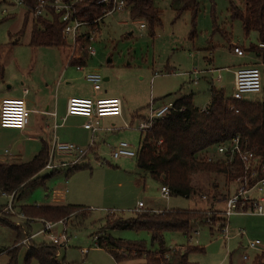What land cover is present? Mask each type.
Segmentation results:
<instances>
[{
	"label": "rangeland",
	"instance_id": "rangeland-1",
	"mask_svg": "<svg viewBox=\"0 0 264 264\" xmlns=\"http://www.w3.org/2000/svg\"><path fill=\"white\" fill-rule=\"evenodd\" d=\"M194 1L198 5L194 27H192L190 7L181 3L175 5L173 0H153V5L160 10V24L152 30L147 26L141 28L138 20L132 22L127 14L128 10L116 11L104 19L99 26L100 36L93 44L96 52L88 60L87 68L98 71L102 76V89L108 88L114 91L105 96L114 95L123 100L126 104L124 114L104 117L106 124H103V127L110 128V133L108 131L96 133L97 138L94 140V149L97 148L96 159L94 154L78 159L69 158V161L73 163L71 166L78 163L88 164L87 167L70 175L65 174L68 168L58 171L46 180L44 187L23 189L20 199L11 204L9 198L0 193V205H2L0 248L4 251L0 256V264H6V251L17 245L15 244L18 235V231L15 230L17 227L25 229L29 221L32 233L42 229V223H40L42 219L27 220L26 216L20 212L19 206L22 204H68L86 208L85 211L88 213L86 216H82L81 211L76 212L68 217L64 224L56 225L50 233L52 236H65L68 239L66 244H60L57 257L64 258L70 264L143 263L142 259L116 262L110 252L97 247L96 237H94L97 231H101L105 215L113 213L129 217L138 201L144 202L146 207L156 209L165 207L206 209L205 206H214L206 209L210 213L207 218H210L212 222L209 224L206 220V223L213 227L212 232L208 225L197 224L193 228V230L197 228L196 233L192 232L190 237L172 232L164 235L166 249L182 250L183 246L187 245L204 249L203 253L193 252L188 255L190 264H263L264 214H233L227 221L229 237L224 238L222 233V218L217 215L216 210L225 209L223 199L234 191L233 180H226L222 175L199 174L192 182L204 191H209L205 199H186L170 195L168 198H163L160 183L138 166L137 158L112 159L110 156L111 149L122 141L139 145L141 132L137 128V123L146 117L148 104L151 101L159 107L175 100L179 91L185 92L191 88L194 93L193 104L199 108L204 107L209 101L211 86L223 88L225 94L230 96L232 85L229 81V71L233 67L258 59L253 52L245 51L243 56L238 57L230 49L231 44L239 45L243 50H247L250 44L258 45L259 43L256 32H251L248 37H245L241 22L231 19L229 0ZM232 2L238 7L243 6V0H232ZM3 10L6 14H3ZM212 10H214L218 27L224 33L213 31ZM27 13V9L13 5L11 0H0L1 59L5 68L7 67L9 82L13 83L14 89H17V84L20 87V82L27 76L20 71L15 72L14 61L19 64H29L36 59L32 74L35 84H30L31 91L26 96L28 102L32 103L35 100L37 91L45 92L47 94L42 95L45 96V101H50L53 105L56 99L59 109L64 111L63 105L68 96L93 98L92 85L86 81L85 73L75 70L74 66L66 65L67 50L29 46L33 17ZM24 21H26L24 33L16 44L11 43L12 40L14 41L11 35L21 29ZM258 67L262 90L257 94H248L244 96V99L256 100L264 96V66ZM63 69L65 74L62 75L60 71ZM88 70L85 69L84 72ZM105 78L108 80H104ZM191 80H196L197 84L193 85L190 83ZM183 84L184 87L181 89ZM135 110H139L133 117L137 120L131 117ZM35 115V112L31 113L29 110L31 123ZM130 120H133L132 123L128 122ZM125 123L132 126L124 128ZM67 125L69 128H66L65 132L71 129L72 142L86 147L82 144L83 142L89 144L90 135L70 122ZM24 139L18 131L0 127V162H11L13 144L16 142L23 144ZM33 155L34 152H27L22 160H29ZM206 156H213L212 158L216 159V156L211 154ZM49 172L51 171L44 169L41 175H47ZM213 184H216V187ZM52 190L57 193L63 192L62 197H58L59 200H53ZM211 194L215 195V199L217 198L216 202H211ZM260 201L264 211V201L261 199ZM9 204L11 208H8ZM20 214L24 218H21ZM212 217L216 220H212ZM104 234L131 242H140L149 251L158 249V245L151 242L150 234L145 231H102L101 236ZM254 240H258L260 244L256 249H249L248 241ZM33 241L50 242V239L47 234H41ZM81 249L87 250L86 255L81 254ZM25 253L26 247L22 246L18 257L20 264H23ZM244 255H247L248 259H243ZM31 264H38V262L33 260Z\"/></svg>",
	"mask_w": 264,
	"mask_h": 264
},
{
	"label": "trees",
	"instance_id": "trees-1",
	"mask_svg": "<svg viewBox=\"0 0 264 264\" xmlns=\"http://www.w3.org/2000/svg\"><path fill=\"white\" fill-rule=\"evenodd\" d=\"M40 1L53 0H23L29 11L34 9ZM69 1V0H67ZM101 0H82L76 5L77 17L92 21L100 17L105 10L111 7L112 0L100 3ZM131 21H143L151 30L160 24V10L153 5L152 0H125ZM229 14L231 19L241 22L244 35L248 37L256 32L258 43H264V0H243V6L238 7L229 0ZM192 27L198 13L195 2L190 9ZM27 13V14H28ZM212 14L213 31L222 30L218 27L214 10ZM8 17V16H7ZM5 20V19H3ZM26 21L16 33L20 37L26 28ZM64 23L58 14L46 9L42 16L33 17L30 31L29 46L31 47H57L66 46L62 38ZM79 47L74 51L71 59L73 65H84L89 57L88 42L79 39ZM244 51V50H243ZM248 52H253L264 63V49L256 44H250ZM4 65L0 53V83L4 81ZM210 101L204 109L193 104L192 95H185L173 102V108L163 118L155 120L151 127L141 133L139 151L137 155L138 166L148 172L149 176L166 186L170 196H179L186 199L202 198L208 196L209 191L195 186L192 180L197 175H222L226 180H233L244 175V165L238 155H222L220 159H208V151L220 144H229L238 140L241 150L249 151L264 165V96L256 100H231L222 90L211 87ZM47 147L42 149L29 161L20 164L0 163V193L11 195L12 202L20 199L25 188L45 186L50 176L58 171L53 170L47 175H39L47 162ZM86 154L82 157H85ZM81 158V157H80ZM88 164L78 163L70 166L66 175L87 167ZM216 187V184H213ZM211 202H216L215 195L211 194ZM221 196V195H220ZM222 197V196H221ZM209 198V197H208ZM0 205V209H1ZM20 212L27 220L42 219L44 221L65 223L72 214L81 211L82 216L88 213L86 208L79 205H20ZM219 216L220 211L216 210ZM208 210L171 208L162 211L139 209L131 216L107 214L103 218L101 231L94 234L98 248L107 250L118 263L126 260L142 259L139 264H190V253H203L202 247L183 246V249H166L165 233H181L185 237L195 231L194 226L206 224ZM212 220H216L212 217ZM1 225V224H0ZM3 225V224H2ZM26 223V228L15 227L18 231L15 247L6 251V264H20L18 257L22 240L32 234V227ZM209 226V225H208ZM210 230L213 227L209 226ZM134 230L145 231L150 234L151 242L158 245L155 251H149L140 242H131L122 238H114L102 231ZM220 231V230H219ZM60 244L41 241L36 243L29 239L23 264H31L36 260L38 264H70L64 258H58Z\"/></svg>",
	"mask_w": 264,
	"mask_h": 264
},
{
	"label": "built area",
	"instance_id": "built-area-1",
	"mask_svg": "<svg viewBox=\"0 0 264 264\" xmlns=\"http://www.w3.org/2000/svg\"><path fill=\"white\" fill-rule=\"evenodd\" d=\"M82 0H53L51 2L40 1L34 9H31L30 13L32 17H38L46 13V9L53 10L54 13L58 14L61 21L64 23L62 29V38L67 44L66 47L69 50V54L66 56V60L69 61L74 54V51L79 47V39L83 38L88 42L87 51L89 56H93L96 52L93 44L99 35L102 19L105 16L116 12L125 10V0H112L111 7L103 12L100 17L95 18L92 21H87L77 17L76 5ZM13 5H19L29 11L23 0H11ZM100 3H108V0H101ZM3 14L6 11L3 10ZM140 27L144 28L145 25L140 23ZM259 48L264 49V43L258 44ZM233 53L237 56H243L244 51L239 46L232 47ZM76 70H83L82 65H75ZM220 78V75H218ZM85 79L92 85L93 90L98 91L101 88L102 76L96 72H86ZM262 90L260 70L256 65L240 67L235 69L233 72V90L229 99L231 100H244V96L248 94H257ZM26 91V90H25ZM173 108V102H168L161 106H155L154 101L148 104L147 115L144 119H141L137 123V128L140 132H144L149 129L152 123L160 118L166 116ZM55 116V113H51ZM66 115L68 116H80L86 119L83 124L84 129L89 130L93 137L99 131L100 120L104 117L109 116H121L122 115V101L118 97H71L67 101ZM29 110L26 102L23 98L18 97H5L0 101V127L23 130L28 124ZM124 128H130L132 124L125 123ZM57 125L54 124V128ZM109 131L110 128H107ZM112 131V130H111ZM94 139L91 138L89 141V147H81L80 145L58 141L55 136L48 147L47 162L44 169L53 171L63 167L71 166L69 160H56V155H66L73 159H78L85 154L87 155L89 149L94 148ZM139 151V145L136 146L130 142L122 141L118 146L114 147L110 151L112 159L119 158H137ZM216 151L221 156L225 153L231 155H238L240 161L244 165V175L233 179L234 191H232L228 197L223 199L225 201V209L220 211L219 216L222 218L223 230L222 233L224 238H228L227 235V221L233 214H251V215H262L264 214L261 200H264V165H259V160L253 153L249 151L241 150L238 145V140L235 139L229 144H220L216 146ZM209 160L213 159L208 157ZM72 161V160H71ZM74 162V160L72 161ZM160 191L162 197L168 198L169 189L166 186H161ZM62 193L53 191V199L59 200L58 197H62ZM5 195L9 198V203L12 202L11 195ZM206 196H202L205 199ZM8 208H11V206ZM144 208L143 202L138 201L134 211ZM113 212V211H111ZM210 213L208 212V216ZM21 218L24 216L19 215ZM211 224L210 218L206 219ZM42 229L32 233L29 237L22 240L19 244L24 245L27 248L29 239L34 237L47 234L50 242L55 244H66L67 238L65 236H52L51 230L58 224H63L62 221L51 222L41 220ZM197 229V228H196ZM193 233H196V230ZM242 234V233H240ZM258 240L248 241L247 247L249 249H256L259 245ZM82 255H86L87 250H80ZM4 251H0L2 255ZM243 259H248L247 255L243 256Z\"/></svg>",
	"mask_w": 264,
	"mask_h": 264
},
{
	"label": "crops",
	"instance_id": "crops-1",
	"mask_svg": "<svg viewBox=\"0 0 264 264\" xmlns=\"http://www.w3.org/2000/svg\"><path fill=\"white\" fill-rule=\"evenodd\" d=\"M173 3L175 5H178V4L181 3V4H184L186 7L189 6L190 9H191L192 6H193V4L195 3V1L194 0H173ZM125 10H128V9L126 8ZM113 13H115V12H113ZM113 13H111V14H113ZM111 14H109V15H111ZM127 14L129 16V13H127ZM107 16H105L104 19ZM104 19H102L101 24L103 23ZM138 21L140 23H142V21H140V20H138ZM132 22H134V21H132ZM140 23H139V26H140ZM11 36L14 37V41L12 40L11 43L13 42V44H16L19 41V37L16 36V33L13 34V35H11ZM99 36H100V33H99L97 39L99 38ZM225 36L227 37V35H225ZM97 39H96V42H97ZM233 46H239V45L231 44L230 45V49H232ZM33 48H38V47H33ZM55 48H57V47H55ZM61 48L64 49V50H67V55L69 54V50L67 49L66 46H63ZM244 52H245V49H244ZM0 53L2 54V51H0ZM91 57L92 56H89L87 58V60H86V63L84 65H82L83 66V70H80V71H82L83 73L94 71V70H92L90 68H87L88 60ZM238 57H241V56H238ZM258 59H259V61H257ZM258 59L255 60V61H253V62H251V63L244 64L245 66L244 65H239L238 67H233V69L229 71V73H230V79H229V81H230V84L232 85V90H233V72L235 71V69L240 68V67L251 66L253 64L256 65V66L257 65L258 66H260V65H263L264 66V63H262L261 59L260 58H258ZM1 61H2V59H1ZM70 62H71V58H70L69 61H67V60L65 61L66 65L68 64V66L71 65V66H74V68H75V65L71 64ZM2 63L4 65V62L3 61H2ZM35 64H36V59L34 61L30 62L29 64H19L17 61H14V67L13 68H14L15 72H19L20 71L22 74H27V76L24 77V81H21L20 82V87L17 84V89L16 90L13 87V83H10L9 82L8 70H7V67L5 68V65H4L5 74H4V81H3V83H0V95H1L0 96V101L3 98H5V97H12V96H9L8 94L16 95L14 97L23 98L25 100L26 105L28 106L30 112L31 113L32 112H35L36 115L33 117L32 123H31L30 118H29L28 124L26 125V127L23 130L3 128V129H6V130H10V131H18V134L20 136H23L25 138L24 139L25 142H23V144L17 143V142L15 144H13L14 150L12 151V153L10 155V159L12 160L11 162H0V163L20 164V163L27 162L31 158H33V156H35L42 149L43 145H46V147H47V154H48V147H49L51 141L53 140V137L54 136H55V138H57L58 141L74 143L71 140V137H73L72 133L70 132L71 129L70 130H67V132H65L66 128L67 129L69 128L68 125H67L69 122L72 123V125H76L79 128H81L83 131L87 132V134L90 135L89 139L90 138H93L95 140V138H97V137L94 138L93 137V134L89 130L84 129L83 124L86 121L85 118L80 117V116H68V115H66L67 101H68L69 98H71V96H68L67 98H65V104L63 105L64 111H61L59 109L58 101L56 99H55L53 105L50 103V101L49 102H46L45 101L46 100L45 99V96H42L43 94H47L45 92L40 93V91H37L35 100L32 103L28 102V100L26 99L27 98L26 96L29 95V93L31 91L30 90V84H35V81L33 80V77L34 76L32 75L33 74V71H34ZM85 69H89V70L86 71V72H84ZM75 70H76V68H75ZM225 71H227V69H225ZM96 72H98V71H96ZM60 73L62 75L65 74V69L61 70ZM218 79H220V78H218ZM104 80H108V78H105ZM8 83H10V84H8ZM190 83H192L193 85H196L197 84V81L196 80H191ZM183 87H184V84L181 86V89ZM211 87H214V86H211ZM214 88L217 89V90H222L224 92V89L221 88V87H218V88L214 87ZM44 89H46V88H44ZM113 92L114 91H111L108 88L102 89V86H101L100 90H98V91L92 90V93H93L92 97H117V96H114V95H112V96H105L107 93H110L111 94ZM185 95H192V97H193L194 96V93L192 92L191 88H190L189 91L188 90H186L185 92H180L179 91L177 97L175 98V100L178 99V98H180V97H182V96H185ZM225 95L227 97H229L227 94H225ZM39 96H40V98H38ZM55 98H56V96H55ZM175 100H173L172 102H174ZM192 100H193V98H192ZM121 101H122V113L124 114V109L126 107V104L123 102V100H121ZM209 101H210V93H209ZM209 101L207 102V104L209 103ZM56 102H57V104H56ZM157 102H158V100H157ZM207 104L204 107H201V108L197 107V108L204 109L207 106ZM137 111H139V110H137ZM137 111L135 110L133 112V114L131 116L132 118L136 116V112ZM141 112H144V111H141ZM51 113H55V116H52ZM138 114L140 115V113H137V115ZM133 119L134 120H137V118H133ZM132 121L133 120H130L128 122L129 123H132ZM105 122L106 121L104 120V118L100 120V128L101 129L99 131H105V132L108 131L107 130V128H108L107 126H104L103 127V124H106ZM54 124L57 125L56 128H54ZM99 131H97V132H99ZM108 132L110 133V131H108ZM95 136H96V134H95ZM77 145H79V144H77ZM82 145H85L86 147H89V144H87V142H83ZM27 148H29V149H27ZM96 149H97L96 147H95V149L92 148V150L89 149V153H88L89 156L94 154L95 159L97 158V156H96L97 153L95 152ZM27 152H30V153L34 152V155L29 160L23 161L22 160L23 159L22 157L25 156ZM206 153H208V155L209 154L214 155V157L216 156V159H219L220 156H221L220 154L217 153L216 147L210 148L208 151H206ZM69 158H70V156H66V155H56L55 156V159L56 160H69ZM213 159H215V158H213ZM69 167L59 168V169H56V171L65 170V168H69ZM39 175H41V172H40ZM53 190L51 191L52 194H53ZM161 196H162V194H161ZM63 205H65V204H63ZM143 205H144V208L145 209H149V210H153V211H162V210H167V209H171V208H180V207H169V208L165 207V208L156 209L154 207H146V205H145L144 202H143ZM205 207H206V209H209V207H214V206H209L208 205V206H205ZM206 209H204V210H206ZM33 225L34 224H32V226ZM210 231L212 232L213 230H210ZM176 247H178V246H176ZM1 251H3V249H1ZM263 264H264V261H263Z\"/></svg>",
	"mask_w": 264,
	"mask_h": 264
}]
</instances>
